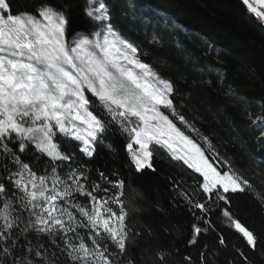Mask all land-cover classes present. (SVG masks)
<instances>
[{
  "label": "snow or ice",
  "instance_id": "obj_1",
  "mask_svg": "<svg viewBox=\"0 0 264 264\" xmlns=\"http://www.w3.org/2000/svg\"><path fill=\"white\" fill-rule=\"evenodd\" d=\"M240 2L264 26V0ZM83 13L91 28L77 32L68 0H38L31 11L0 0V264H177L178 248L141 245L157 233L143 219L147 201L136 177L161 165L173 207L180 200L191 217L186 246L216 233L226 247L221 229H228L264 256V232L233 207V196L247 193L264 211L254 177L221 152L226 142L215 132L202 130L173 80L145 62L148 53L117 26L110 0H85ZM243 119L264 142V104L246 108ZM116 138L126 174L94 165L101 150L119 158ZM155 208L167 219V209ZM159 231L174 245L184 226L161 223ZM183 260L195 264L190 255Z\"/></svg>",
  "mask_w": 264,
  "mask_h": 264
},
{
  "label": "trees",
  "instance_id": "obj_2",
  "mask_svg": "<svg viewBox=\"0 0 264 264\" xmlns=\"http://www.w3.org/2000/svg\"><path fill=\"white\" fill-rule=\"evenodd\" d=\"M38 0H13V10L29 11ZM63 2V0H57ZM71 4L72 28L77 32L88 31L90 21L83 13L85 0H68ZM117 26L123 33L139 42L148 53L145 62L157 67L171 78L178 87L184 102L204 121L200 126L206 133L215 132L217 139L224 141L221 152L234 158L235 164L253 178L257 190L264 195V142L258 141V129L248 126L243 119L246 108L258 111L264 104V26L260 25L240 0H110ZM129 13V15H125ZM134 14L135 18H132ZM153 37L160 40L151 43ZM211 81V85L203 83ZM235 95H229V91ZM244 97L238 100L236 97ZM120 150L113 160L108 152L101 150L94 165L117 167L126 174V156L119 138L114 141ZM153 173L145 170L136 177L146 198L143 219L152 224L157 235L142 237L154 250L157 247L174 246L177 264H184L183 257L190 255L195 264H200V252L205 243L207 264H243L234 250L241 247L251 264H264V256L248 249L241 237L228 229L226 247L217 242L216 233L201 236L198 243L188 247L191 235V217L181 207V201H172L174 193L166 178V166ZM190 183V180L188 181ZM187 187V184H183ZM233 207L238 216L257 232H264V211L251 194L237 193ZM159 203L168 210L165 219L156 211ZM161 223L184 226V235L172 244L173 238L159 231ZM138 257L139 249L132 250Z\"/></svg>",
  "mask_w": 264,
  "mask_h": 264
}]
</instances>
